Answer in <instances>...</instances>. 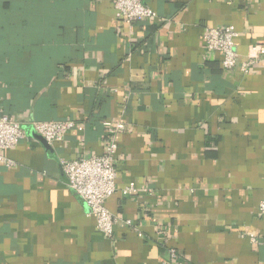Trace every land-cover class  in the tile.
Returning a JSON list of instances; mask_svg holds the SVG:
<instances>
[{"label": "crops", "instance_id": "0c3cea01", "mask_svg": "<svg viewBox=\"0 0 264 264\" xmlns=\"http://www.w3.org/2000/svg\"><path fill=\"white\" fill-rule=\"evenodd\" d=\"M141 1L157 18L129 27L113 0H0V117L26 133L2 152L0 264H264V0ZM228 26L239 64L259 47L249 75L204 48ZM66 120L85 130L34 137ZM108 120L128 126L112 238L61 164L102 156Z\"/></svg>", "mask_w": 264, "mask_h": 264}, {"label": "built area", "instance_id": "2783aa9c", "mask_svg": "<svg viewBox=\"0 0 264 264\" xmlns=\"http://www.w3.org/2000/svg\"><path fill=\"white\" fill-rule=\"evenodd\" d=\"M113 7L117 21L133 27L141 20L157 18V13L145 5L141 0H113ZM238 32L233 26L225 28L207 27L205 30L204 48L210 52L222 54V66L225 70L233 71L237 68L244 75H249L252 68L258 63L259 47L252 46L249 58L239 64V55L235 41ZM106 140L105 152L102 156H93L77 160H63L62 169L68 179V186L89 207L90 216L96 220L100 233L107 238H112L115 226L120 222L106 207V202L117 191L116 156L118 152L117 138L128 131V126L123 123L105 121ZM35 132L47 143L62 142L71 131L83 132L84 126L78 125L72 120L37 122L33 124ZM25 131L21 123L10 116L0 117V165L13 168L14 162L3 156L4 151L14 149L24 138ZM138 192L134 183L123 190V195L130 197ZM260 214L264 215V199L260 203ZM125 225L133 226L132 221H126ZM161 233V232H160ZM254 241H256L253 238ZM171 261L164 264H173L178 258V252L171 249L169 252Z\"/></svg>", "mask_w": 264, "mask_h": 264}, {"label": "water", "instance_id": "95a60500", "mask_svg": "<svg viewBox=\"0 0 264 264\" xmlns=\"http://www.w3.org/2000/svg\"><path fill=\"white\" fill-rule=\"evenodd\" d=\"M32 130L34 131V128L33 127H32ZM34 137H36L37 139H39L40 141H42L43 144H46V141L41 136H39L36 132L34 133Z\"/></svg>", "mask_w": 264, "mask_h": 264}]
</instances>
